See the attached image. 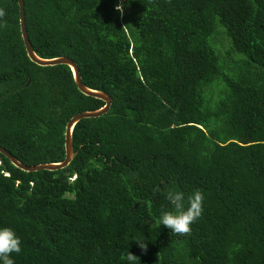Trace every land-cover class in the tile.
I'll return each mask as SVG.
<instances>
[{"label":"trees","instance_id":"1","mask_svg":"<svg viewBox=\"0 0 264 264\" xmlns=\"http://www.w3.org/2000/svg\"><path fill=\"white\" fill-rule=\"evenodd\" d=\"M121 2L23 0L33 52L71 59L110 106L73 125L63 168L23 171L0 154V228L21 240L11 258L264 264V0H123L122 14ZM0 8V146L25 165L59 162L65 122L103 102L67 65L31 62L16 0ZM196 189L189 235L157 226L168 190L187 207Z\"/></svg>","mask_w":264,"mask_h":264},{"label":"clouds","instance_id":"2","mask_svg":"<svg viewBox=\"0 0 264 264\" xmlns=\"http://www.w3.org/2000/svg\"><path fill=\"white\" fill-rule=\"evenodd\" d=\"M116 11L123 13V0L116 6ZM6 15L5 11L0 8V18ZM159 192V188L154 189ZM166 199L172 206L170 210L163 211L159 217V224L165 226L177 235H189L191 233V225L202 215L205 195L202 190L196 189L187 198V207H185V194L182 191L168 190ZM137 242L140 249L147 251L146 243ZM21 252V240L16 232L10 227L0 228V261L2 264H15L11 258L13 253ZM127 261L134 264L139 257L128 251Z\"/></svg>","mask_w":264,"mask_h":264},{"label":"water","instance_id":"3","mask_svg":"<svg viewBox=\"0 0 264 264\" xmlns=\"http://www.w3.org/2000/svg\"><path fill=\"white\" fill-rule=\"evenodd\" d=\"M18 7V24L20 37L22 39L24 51L26 57L33 63L40 66H50L55 64H65L69 67L72 75V80L79 92L84 95L92 96L102 100L103 105L95 110H84L77 112L69 117V119L64 124L63 131V151L64 156L59 162H43L32 165H25L18 161L13 155H11L7 150L0 146V154H2L8 161L16 168L23 171H38V170H56L65 167L73 156L71 147V129L73 125L82 118L96 117L105 113L110 106V97L101 91L89 89L83 85L80 80L79 72L76 64L65 56H56L53 58H41L38 57L32 50L29 41L27 39L25 24H24V14H23V0H16Z\"/></svg>","mask_w":264,"mask_h":264},{"label":"rangeland","instance_id":"4","mask_svg":"<svg viewBox=\"0 0 264 264\" xmlns=\"http://www.w3.org/2000/svg\"><path fill=\"white\" fill-rule=\"evenodd\" d=\"M211 38H212V36H211ZM217 38L220 39V38H222V36L218 35ZM216 42H217V41L215 40V43H216Z\"/></svg>","mask_w":264,"mask_h":264}]
</instances>
